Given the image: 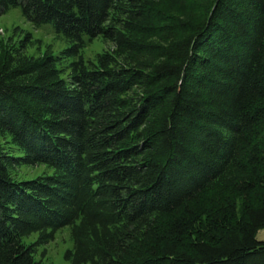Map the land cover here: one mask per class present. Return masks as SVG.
Segmentation results:
<instances>
[{
    "label": "trees",
    "instance_id": "trees-1",
    "mask_svg": "<svg viewBox=\"0 0 264 264\" xmlns=\"http://www.w3.org/2000/svg\"><path fill=\"white\" fill-rule=\"evenodd\" d=\"M13 7L73 47L0 40V264H45L65 226L70 264H264V0Z\"/></svg>",
    "mask_w": 264,
    "mask_h": 264
},
{
    "label": "rangeland",
    "instance_id": "rangeland-1",
    "mask_svg": "<svg viewBox=\"0 0 264 264\" xmlns=\"http://www.w3.org/2000/svg\"><path fill=\"white\" fill-rule=\"evenodd\" d=\"M30 34L29 38H26ZM26 39L27 47L24 52L31 56H42L47 50H51L58 55L73 47V43L68 41L63 35L58 34L52 24H44L35 27L23 14L20 7H13L8 12L0 16V40ZM86 44L79 49L76 55L65 56L61 59L60 65L67 66L79 56L85 60H95L98 53L113 47L109 42L99 36L89 40L85 37ZM52 174L53 169L44 164L38 166H24L16 174L18 180L32 179L41 174ZM40 238L39 232H33L24 238V243L30 245L37 243ZM258 239H264V229L257 234ZM37 258L45 264H70L65 253L73 248L71 239V228L65 226L55 233L54 239L45 244L37 245ZM44 252V254H43Z\"/></svg>",
    "mask_w": 264,
    "mask_h": 264
}]
</instances>
